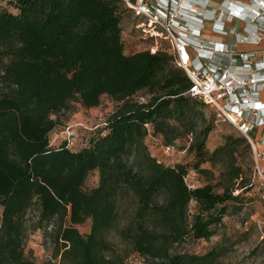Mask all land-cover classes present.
Here are the masks:
<instances>
[{
    "label": "trees",
    "instance_id": "obj_1",
    "mask_svg": "<svg viewBox=\"0 0 264 264\" xmlns=\"http://www.w3.org/2000/svg\"><path fill=\"white\" fill-rule=\"evenodd\" d=\"M11 2L14 11L0 10V264H37L23 250L32 209L34 228L54 224L57 264H128L131 253L145 264H216L221 244L194 252L182 243L214 235L238 196L210 182L190 187L184 165H165L144 142L159 134L168 146L194 129L197 102L207 105L188 94L191 81L175 54L150 52L151 37L126 51L122 20L132 11L123 0ZM103 95L114 107L84 146L50 142L67 111L96 107ZM210 129L202 122L189 144L200 152L197 171L206 172L199 164L220 149L251 152L239 133L207 156ZM232 168L234 178L241 176L239 165ZM90 170L98 181L86 188ZM190 201L197 205L191 215ZM123 203L130 210L117 225ZM87 219L89 230L79 232L76 225Z\"/></svg>",
    "mask_w": 264,
    "mask_h": 264
},
{
    "label": "rangeland",
    "instance_id": "obj_2",
    "mask_svg": "<svg viewBox=\"0 0 264 264\" xmlns=\"http://www.w3.org/2000/svg\"><path fill=\"white\" fill-rule=\"evenodd\" d=\"M209 4L220 6L221 0H207ZM7 9L14 11L11 0H0V10ZM133 15L125 13L122 20V37L126 51L142 49L146 46L143 33L132 26ZM161 46H168L161 42ZM254 43L239 42L238 48H252ZM197 102V101H196ZM200 106V107H198ZM114 103L107 95H103L96 107L84 108L78 104L70 112H66L67 118L50 133V142L59 144L62 140H69L73 149H79L85 145L88 137L96 130L100 122L113 109ZM195 127L192 131L184 133L174 139L166 148L162 137L159 134H147L144 142L151 155L155 156L165 165L180 163L185 166L187 173L185 181L190 187L210 182L214 189L221 191L222 186L232 188V193L238 198L228 202L226 212L221 223L215 227V234L209 239L188 238L182 243L184 249L194 252H203L215 244H221L224 253L219 257L216 264H264V159L258 158L259 165L263 168V174L255 171L252 152L244 154L240 146L220 149L209 159L199 164L200 168L207 169L206 172H199L194 166L198 155L190 149L189 144L195 140L196 131L202 122L211 123V129L204 140V149L208 154L216 147L225 142L227 135L239 136L237 129L227 120L216 115L215 111L208 105L197 102L191 114ZM63 117V116H62ZM172 122L176 121L171 119ZM68 125L62 129V125ZM251 149V148H250ZM239 165L242 169L241 176L234 178L235 169L232 166ZM244 181L245 186L239 187L238 183ZM98 181V172L90 170L85 180L86 188L94 186ZM195 201L188 204V212L191 215L196 211ZM130 210L128 203L120 207V216L117 225L123 222L126 212ZM35 210L26 214V236L23 241L25 254L34 259L37 264H57L58 256L55 255L56 247L53 242L52 230L54 224H43L40 227H33L36 222ZM90 220L77 224L79 232L85 233L89 230ZM110 238L112 233H110ZM128 264H145L143 258L136 253H131L126 259Z\"/></svg>",
    "mask_w": 264,
    "mask_h": 264
},
{
    "label": "built area",
    "instance_id": "obj_3",
    "mask_svg": "<svg viewBox=\"0 0 264 264\" xmlns=\"http://www.w3.org/2000/svg\"><path fill=\"white\" fill-rule=\"evenodd\" d=\"M123 1L132 11V26L153 39L149 51L164 48L175 54L191 81L188 94L213 107L246 138L255 171L262 175L258 158L264 159V0H221L220 6L207 0ZM209 23L220 39L204 36ZM163 41L168 46H161ZM239 42L262 45L239 50Z\"/></svg>",
    "mask_w": 264,
    "mask_h": 264
},
{
    "label": "crops",
    "instance_id": "obj_4",
    "mask_svg": "<svg viewBox=\"0 0 264 264\" xmlns=\"http://www.w3.org/2000/svg\"><path fill=\"white\" fill-rule=\"evenodd\" d=\"M203 33H204V36L206 38H212V39H217V40L220 39L216 35L212 34L211 28H210V23L205 25V27L203 28ZM222 39H224V38L222 37ZM260 45H262V44H257L255 46H252V48H238V46H237V49H239V50H253V49H256V48L260 47Z\"/></svg>",
    "mask_w": 264,
    "mask_h": 264
}]
</instances>
